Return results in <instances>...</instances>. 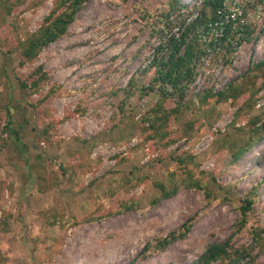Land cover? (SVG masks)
<instances>
[{
    "label": "rangeland",
    "instance_id": "obj_1",
    "mask_svg": "<svg viewBox=\"0 0 264 264\" xmlns=\"http://www.w3.org/2000/svg\"><path fill=\"white\" fill-rule=\"evenodd\" d=\"M179 2L89 0L68 34L25 64L21 44L54 0H11L10 14L0 10V264H194L210 243L229 239L241 264H264V137L232 161L264 120V0H227L251 40L230 65L207 51L166 145L148 154L140 119L159 95L123 90L133 79L148 84L157 46L202 8ZM39 67L49 80L32 94L20 82ZM229 86L244 93L218 101ZM187 177L203 189L185 186ZM161 187L175 193L163 197ZM246 198L255 200L253 231L234 234ZM185 224L183 239L155 248Z\"/></svg>",
    "mask_w": 264,
    "mask_h": 264
},
{
    "label": "trees",
    "instance_id": "obj_2",
    "mask_svg": "<svg viewBox=\"0 0 264 264\" xmlns=\"http://www.w3.org/2000/svg\"><path fill=\"white\" fill-rule=\"evenodd\" d=\"M88 2L89 0H54L53 9L45 17L40 29L30 34V37L21 44L24 59L22 64L33 63L44 48L67 35L69 27L75 22L78 14ZM226 2L227 0H201V10L194 14L190 20L185 18L178 32L172 34L155 49L153 59L142 76L143 78L151 76L148 84L143 86L140 81L133 79L123 90L127 97L138 94L142 98L151 92H157L159 95L156 105L140 119L142 128L145 131L148 130L145 136L148 154H153L166 145L163 143L167 137L165 129L171 123V119L182 110L189 88L195 81L197 63L204 59L207 51L215 53L219 50L230 65L238 46L244 41L251 40L252 30L241 21L244 16L239 17L237 14L234 18L231 17L225 21V17L231 16L232 13ZM175 3L178 5L180 2L175 0ZM176 4L172 3L173 10L177 9ZM0 10L5 14H10L12 12L11 0H0ZM166 15L168 14L165 13L163 18ZM257 68H264V62H261ZM48 80L49 73L39 67L28 80L22 81L20 84L24 90L38 94ZM55 93L56 88H52L43 101H47ZM117 93L114 92L113 95ZM243 93L241 88L229 86L225 92H219L216 97L218 101H227L230 98L236 101ZM6 113L7 129L11 137H14L19 144L21 135L17 129L12 128L13 118L8 107ZM255 122L254 136L243 148L232 155L234 164L238 163L255 143L264 137V120L257 119ZM187 176H190V172H187ZM188 178L184 180L185 186L203 189L199 182ZM160 190L163 191V197L167 198L175 193L169 192L163 187ZM254 204V198L244 200V204L241 206L242 217L234 234L249 225L248 216ZM183 228L186 229L183 233L173 232L164 239L157 240L155 248L164 250L174 241L183 239L189 233L190 226L185 224ZM252 228L251 226L250 231H253ZM233 249L230 239L223 243H210L194 264H241L244 255Z\"/></svg>",
    "mask_w": 264,
    "mask_h": 264
},
{
    "label": "built area",
    "instance_id": "obj_3",
    "mask_svg": "<svg viewBox=\"0 0 264 264\" xmlns=\"http://www.w3.org/2000/svg\"><path fill=\"white\" fill-rule=\"evenodd\" d=\"M237 14H238V12H236V13L232 12V13H231V16L228 15V16L225 17V21L229 20V18H231V17L234 18L235 15H237Z\"/></svg>",
    "mask_w": 264,
    "mask_h": 264
}]
</instances>
